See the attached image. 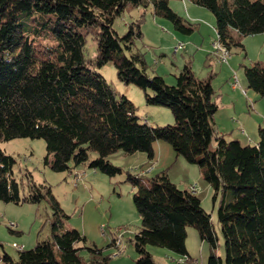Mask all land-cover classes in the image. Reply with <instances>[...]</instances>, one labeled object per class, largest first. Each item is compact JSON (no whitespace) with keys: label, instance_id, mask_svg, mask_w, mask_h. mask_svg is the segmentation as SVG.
I'll return each mask as SVG.
<instances>
[{"label":"trees","instance_id":"obj_1","mask_svg":"<svg viewBox=\"0 0 264 264\" xmlns=\"http://www.w3.org/2000/svg\"><path fill=\"white\" fill-rule=\"evenodd\" d=\"M190 1L212 12L216 39L228 52L233 46L243 48L244 36L264 32V0ZM127 5L149 8L181 33L194 29L169 0H0V141L42 138L44 162L51 170L74 173L75 167L86 165L113 176L122 169L108 155L141 151L151 160L153 143L164 140L177 156L199 166L214 189L213 200L219 195L217 218L225 263L264 264V124L257 127L255 144L217 133L212 76L197 77L189 61L174 76V84L157 74L149 76L144 54L134 51L135 39L142 37L139 21L130 22L122 35L113 28ZM88 35L96 42L94 58L84 55ZM107 62L113 63L120 81L144 90L147 103L168 107L174 123L141 121L133 103L98 72ZM244 75L247 87L264 96V61L245 65ZM15 162L0 146V200L47 201L52 211L49 236L37 238L31 248L18 249L17 259L0 253V264H109L110 255L103 248L65 226L69 215L50 186L36 184L29 171L24 172L27 183L16 178ZM126 180L134 188L140 216L132 238L138 254L135 264H156L147 245L197 264L185 246L188 226L209 245L206 264H223L215 251L217 236L210 215L195 190L179 188L166 170L152 176L126 171ZM115 245L113 237L108 246Z\"/></svg>","mask_w":264,"mask_h":264},{"label":"rangeland","instance_id":"obj_2","mask_svg":"<svg viewBox=\"0 0 264 264\" xmlns=\"http://www.w3.org/2000/svg\"><path fill=\"white\" fill-rule=\"evenodd\" d=\"M169 3L175 12L193 23L191 33L175 30L169 20L154 16L149 8L130 5L114 19L113 28L122 35L130 22L139 21L142 37L135 39L134 51L144 54L149 76L157 74L167 84H174V76L186 61H189L197 77L212 76L214 100L218 104L213 115L216 132L223 134L227 140L237 138L242 144H255L258 140L257 127L264 124V96L247 87L244 66L257 60L264 61V32L244 36L243 48L233 46L227 61L222 62L216 57L212 45L218 43L212 12L190 0H169ZM84 55L86 58L96 55V42L91 35L87 36ZM97 70L118 94L125 95L133 103L135 114L141 121L146 120L150 125L174 123L168 107L147 103L141 87L120 81L112 62L103 64ZM147 92L152 93L149 89ZM0 146L15 157L16 178H22V182L27 183L24 172L29 171L36 184L50 186L69 215L65 224L79 230L88 242L103 248L110 255L109 264H135L138 257L132 238L140 226V216L133 202L134 188L126 180V171L152 176L166 170L170 180L179 188L195 187L217 236L216 254L226 264L224 240L217 218L219 195L213 200L214 189L203 179L199 166L177 156L168 142L156 140L153 143L154 158L151 160L141 151L129 154L118 150L111 153L108 160L122 169L121 173L113 176L79 165L75 167L78 169L76 172L81 173L77 181L75 172L53 171L45 164L47 150L42 138H13L0 141ZM214 146L212 139L211 147ZM90 156L95 157L96 153L91 152ZM51 212L45 200L21 204L0 200V253L6 252L17 259L18 249L31 248L37 238L48 237ZM9 226L14 231H9ZM186 233L185 246L190 257L197 264H206L208 243L200 238L193 226H188ZM113 237L116 245L108 246ZM146 249L156 264H187L179 254L166 248L147 245ZM82 255L87 257L85 251Z\"/></svg>","mask_w":264,"mask_h":264},{"label":"bare ground","instance_id":"obj_3","mask_svg":"<svg viewBox=\"0 0 264 264\" xmlns=\"http://www.w3.org/2000/svg\"><path fill=\"white\" fill-rule=\"evenodd\" d=\"M214 45H215V46H213V47H214V49H215L216 55H219V53H220V54H221V57H225V58L228 59L230 53L227 51V49L222 48V47L220 46L219 43H216V44H214ZM216 57H217V56H216ZM219 59H220V58H219ZM220 60H221V59H220ZM195 191H196V189H195Z\"/></svg>","mask_w":264,"mask_h":264},{"label":"built area","instance_id":"obj_4","mask_svg":"<svg viewBox=\"0 0 264 264\" xmlns=\"http://www.w3.org/2000/svg\"><path fill=\"white\" fill-rule=\"evenodd\" d=\"M212 45L213 46H215L213 43H212ZM218 58H220L221 59V61L222 62H226L227 61V58H225V57H221V54L219 53V55H216ZM234 85H235V83H234ZM263 122H264V119H263ZM81 173H78V172H75L74 173V176H75V179H76V181H77V179H79V175H80ZM190 188L191 189H193V190H195V187L194 186H190Z\"/></svg>","mask_w":264,"mask_h":264},{"label":"crops","instance_id":"obj_5","mask_svg":"<svg viewBox=\"0 0 264 264\" xmlns=\"http://www.w3.org/2000/svg\"><path fill=\"white\" fill-rule=\"evenodd\" d=\"M76 169H77V168H76ZM76 169H75V170H76ZM77 170H78V169H77ZM65 226H66V227H69V226H67V224H65Z\"/></svg>","mask_w":264,"mask_h":264}]
</instances>
